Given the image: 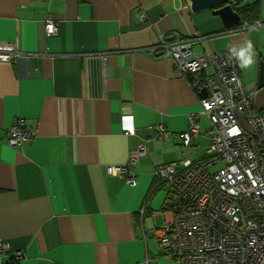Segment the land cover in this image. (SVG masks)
Listing matches in <instances>:
<instances>
[{
  "label": "crops",
  "instance_id": "1",
  "mask_svg": "<svg viewBox=\"0 0 264 264\" xmlns=\"http://www.w3.org/2000/svg\"><path fill=\"white\" fill-rule=\"evenodd\" d=\"M255 17L229 28L212 10L192 12L189 0H0V43L16 53L0 62V242L24 255L0 264H179L157 240L175 217L157 170L204 158L210 120L200 116L201 134L185 148L180 135L204 96L171 58L144 50L178 36L197 55L251 40L255 62L240 75L258 88L254 106L264 113V0ZM48 19L57 37L46 36ZM123 115L134 117L135 135L123 131ZM18 118L35 135L11 147ZM159 124L170 140L158 139ZM142 141L133 186L109 167L127 165Z\"/></svg>",
  "mask_w": 264,
  "mask_h": 264
},
{
  "label": "built area",
  "instance_id": "2",
  "mask_svg": "<svg viewBox=\"0 0 264 264\" xmlns=\"http://www.w3.org/2000/svg\"><path fill=\"white\" fill-rule=\"evenodd\" d=\"M139 16L147 20L145 13ZM45 33L57 37L59 23L46 20ZM178 37L172 43L161 39L144 51L154 57L161 50V57L171 58L178 72L193 76L195 91L207 89V96L200 100L201 111L189 116L190 124L180 139L190 148L201 134L198 121L205 115L210 120L205 132L209 145L198 161L174 162L157 170L159 179L171 185L175 214L160 228L157 240L179 264H264V116L254 106L258 88L245 87L239 63L229 50L197 55L191 44ZM15 57L13 47L0 43V62H13ZM121 118L123 131L135 135L134 117ZM157 129L158 139H171L162 124ZM34 135L27 120L18 118L7 143L17 147L32 141ZM146 153L142 141L127 165L109 167V171L135 186L137 177L131 171ZM8 256L20 259L24 255L0 242V262Z\"/></svg>",
  "mask_w": 264,
  "mask_h": 264
},
{
  "label": "water",
  "instance_id": "3",
  "mask_svg": "<svg viewBox=\"0 0 264 264\" xmlns=\"http://www.w3.org/2000/svg\"><path fill=\"white\" fill-rule=\"evenodd\" d=\"M192 12H200L203 10H212L223 20L226 27L234 28L242 25V16L236 10L232 0H189ZM258 87H264V61H260ZM201 95L207 96V89H203Z\"/></svg>",
  "mask_w": 264,
  "mask_h": 264
},
{
  "label": "clouds",
  "instance_id": "4",
  "mask_svg": "<svg viewBox=\"0 0 264 264\" xmlns=\"http://www.w3.org/2000/svg\"><path fill=\"white\" fill-rule=\"evenodd\" d=\"M259 23V22H257ZM251 30H255V26H252ZM229 54L234 58L242 69H248L254 64V45L251 40L244 41L241 45H230ZM156 56V53H155ZM153 57L156 59V57ZM11 63V62H9Z\"/></svg>",
  "mask_w": 264,
  "mask_h": 264
},
{
  "label": "trees",
  "instance_id": "5",
  "mask_svg": "<svg viewBox=\"0 0 264 264\" xmlns=\"http://www.w3.org/2000/svg\"><path fill=\"white\" fill-rule=\"evenodd\" d=\"M260 7H261V0H256L253 3L245 6V8L241 7L239 9H237V10L240 13V15L242 16V19H243L244 23L251 22V21L254 22V19L256 18L255 16H257V17L260 16ZM161 56H162V51H160V53H156L155 57H156V59H159V58H161ZM189 79H191V81H192L193 80V76H190ZM9 137H10V133H9ZM9 137H8V139H9ZM164 183H165L164 181L160 180V184H159L158 187H161V185H164ZM170 188H171V186H170ZM169 198L171 200V191H170ZM172 206H173V204H172Z\"/></svg>",
  "mask_w": 264,
  "mask_h": 264
},
{
  "label": "flooded vegetation",
  "instance_id": "6",
  "mask_svg": "<svg viewBox=\"0 0 264 264\" xmlns=\"http://www.w3.org/2000/svg\"><path fill=\"white\" fill-rule=\"evenodd\" d=\"M235 1H236L235 4H237V5L235 6V8H236V10H237V9L241 8V6H240L241 3H237L238 0H235ZM239 6H240V7H239ZM237 11H238V10H237ZM243 25H244V21H243V19H242V25H241V26H243ZM260 113L264 116V114H263L261 111H260ZM134 121H135V120H134ZM135 127H136V126H135Z\"/></svg>",
  "mask_w": 264,
  "mask_h": 264
},
{
  "label": "rangeland",
  "instance_id": "7",
  "mask_svg": "<svg viewBox=\"0 0 264 264\" xmlns=\"http://www.w3.org/2000/svg\"><path fill=\"white\" fill-rule=\"evenodd\" d=\"M3 63H9V62H3ZM199 152H200V158H202L204 156V151L199 150Z\"/></svg>",
  "mask_w": 264,
  "mask_h": 264
}]
</instances>
